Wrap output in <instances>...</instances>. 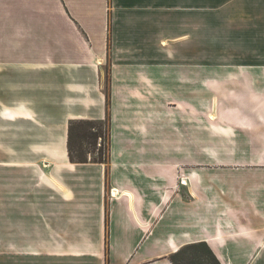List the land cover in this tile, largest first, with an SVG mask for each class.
<instances>
[{
    "label": "crops",
    "instance_id": "1",
    "mask_svg": "<svg viewBox=\"0 0 264 264\" xmlns=\"http://www.w3.org/2000/svg\"><path fill=\"white\" fill-rule=\"evenodd\" d=\"M105 260L264 264V0H0V264Z\"/></svg>",
    "mask_w": 264,
    "mask_h": 264
},
{
    "label": "rangeland",
    "instance_id": "2",
    "mask_svg": "<svg viewBox=\"0 0 264 264\" xmlns=\"http://www.w3.org/2000/svg\"><path fill=\"white\" fill-rule=\"evenodd\" d=\"M202 82L204 81L199 80V91H207L202 85ZM80 128L90 133H97L99 136L96 138V140H91L90 138L86 137H79L78 131ZM79 141L81 143L82 149H84L83 153L89 158L97 156V153L105 156L107 153V121L105 120V118L104 120L93 122L92 125L82 124L80 126V123L75 122V129L71 137V151L73 152V154L77 153L76 149L78 147ZM105 264H107L106 260Z\"/></svg>",
    "mask_w": 264,
    "mask_h": 264
},
{
    "label": "trees",
    "instance_id": "3",
    "mask_svg": "<svg viewBox=\"0 0 264 264\" xmlns=\"http://www.w3.org/2000/svg\"><path fill=\"white\" fill-rule=\"evenodd\" d=\"M105 120L106 121L108 120L107 116L105 117ZM75 122L80 123V126H81L82 124H84V125H90L91 124L92 125L93 122H95V121H91V120H71L70 121L69 127H68V151H69V157H70L71 161H76V162H87L88 160L98 161V162L105 161L107 158V153L105 156L101 155L100 153H97V156L90 157V158L87 155H85L83 153L84 149H82L80 141H79L78 147L76 149L77 153L73 154V152L71 151V137H72V133L75 129ZM78 136L82 137V138L86 137V138H90L91 140H96V138L99 135L97 133H90V132L84 131V129L80 128L78 131Z\"/></svg>",
    "mask_w": 264,
    "mask_h": 264
}]
</instances>
